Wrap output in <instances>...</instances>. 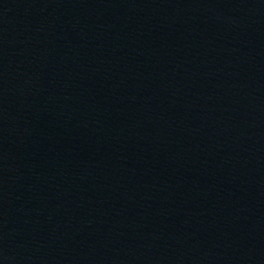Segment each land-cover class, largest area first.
Instances as JSON below:
<instances>
[{
  "label": "water",
  "instance_id": "95a60500",
  "mask_svg": "<svg viewBox=\"0 0 264 264\" xmlns=\"http://www.w3.org/2000/svg\"><path fill=\"white\" fill-rule=\"evenodd\" d=\"M0 264H264V0H0Z\"/></svg>",
  "mask_w": 264,
  "mask_h": 264
}]
</instances>
